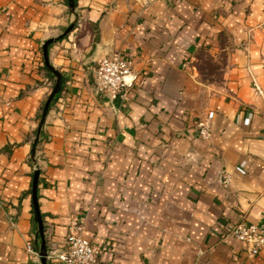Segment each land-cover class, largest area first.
Instances as JSON below:
<instances>
[{"label":"crops","instance_id":"1","mask_svg":"<svg viewBox=\"0 0 264 264\" xmlns=\"http://www.w3.org/2000/svg\"><path fill=\"white\" fill-rule=\"evenodd\" d=\"M114 52L136 77L110 99L93 73ZM35 169L47 250L76 223L99 264H264L230 233L264 216V0H0V264H41Z\"/></svg>","mask_w":264,"mask_h":264},{"label":"built area","instance_id":"2","mask_svg":"<svg viewBox=\"0 0 264 264\" xmlns=\"http://www.w3.org/2000/svg\"><path fill=\"white\" fill-rule=\"evenodd\" d=\"M129 76V79H126ZM136 77L133 70V59L120 52L107 54L97 61L93 73V90L114 99L123 94L132 85ZM213 112L199 119L196 123L197 135L201 139H208L212 131ZM230 174L223 172L221 183L226 186ZM230 233L245 243L248 255H254L264 248V216L258 222L241 219L232 226ZM27 249L34 251L27 243ZM46 257L56 258L61 264H99V247L84 237L75 223L71 224L61 246L46 249Z\"/></svg>","mask_w":264,"mask_h":264},{"label":"water","instance_id":"3","mask_svg":"<svg viewBox=\"0 0 264 264\" xmlns=\"http://www.w3.org/2000/svg\"><path fill=\"white\" fill-rule=\"evenodd\" d=\"M69 29H70V26H68L66 28V30L63 32V34L68 32ZM55 40H57V37L47 38L43 42V45H42L43 46L44 60H45V63L48 65H50L49 61H48V45ZM53 70H55V68H53ZM56 74H57V77H56L54 86H53L51 92L49 93V96L47 97L45 104H44V107H43V114H42L43 117L46 114V111L48 109V106L50 104L52 97L54 96V94L56 93V91L59 88L60 75L57 72H56ZM37 180H38V170L35 169L34 173H33V180H32V200H33V207H34V218L37 221L38 231H39L40 236H41V243H40L41 264H46V256H45V254H46V243H45V239L43 237V222H42V216H41V213L39 211V207H38V203H37V193H36Z\"/></svg>","mask_w":264,"mask_h":264},{"label":"trees","instance_id":"4","mask_svg":"<svg viewBox=\"0 0 264 264\" xmlns=\"http://www.w3.org/2000/svg\"><path fill=\"white\" fill-rule=\"evenodd\" d=\"M67 1V3L71 6V7H75L76 5H77V0H66ZM77 24V21L76 20H74L73 22H71L70 23V29L69 30H71L75 25ZM66 28L67 27H65V28H63V31L64 30H66ZM95 32H97V27L95 26ZM98 38V35H97V33H95L94 34V36H93V40H96ZM45 68H46V70H47V72L49 73V75H50V77H51V79H52V82H53V84H52V88H53V86H54V83H55V80H56V77H57V74H56V72L60 75V83H59V88H58V90L56 91V93L54 94V96L52 97V99H51V101H50V103L51 102H53L55 99H56V97L59 95V93L61 92V90L63 89V87H64V75L62 74V72H60V71H58V70H53V68H52V66L51 65H48V64H46V63H44V65H43ZM49 96V95H48ZM50 105V104H49ZM49 107V106H48ZM35 247L38 249V245L36 244L35 245Z\"/></svg>","mask_w":264,"mask_h":264},{"label":"rangeland","instance_id":"5","mask_svg":"<svg viewBox=\"0 0 264 264\" xmlns=\"http://www.w3.org/2000/svg\"><path fill=\"white\" fill-rule=\"evenodd\" d=\"M200 72L203 77L219 78V63H215L207 54H200Z\"/></svg>","mask_w":264,"mask_h":264}]
</instances>
